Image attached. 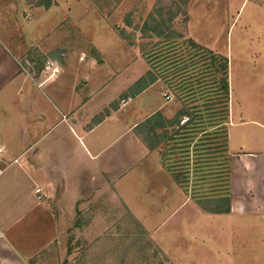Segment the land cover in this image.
Instances as JSON below:
<instances>
[{
	"label": "rangeland",
	"instance_id": "1",
	"mask_svg": "<svg viewBox=\"0 0 264 264\" xmlns=\"http://www.w3.org/2000/svg\"><path fill=\"white\" fill-rule=\"evenodd\" d=\"M155 24L159 25L158 37ZM0 38L8 50L21 48L20 63L30 82L26 85L41 84L32 93L33 103L37 112L46 114V120L36 118L38 127L28 132L19 148H27L34 139L41 145L56 127L70 124L69 120L59 122L64 112L61 105L72 90L82 94V101L87 100L82 97L88 90L84 77L89 76L90 88L100 93L92 103L97 109L96 121L105 109L123 105L135 92L133 84L149 69L145 53L172 42L180 44L177 52L192 53L184 43L190 38L228 58L232 150H241L239 145L242 150H264V0H0ZM4 68L9 67L5 64ZM49 77L52 79L44 82ZM156 83L159 91L153 90L150 100L138 105L139 99L134 98L123 107L133 112L132 120L148 111L161 92L172 95L164 118L172 120L183 106L162 79ZM53 87L63 92L56 97L54 90L50 92ZM108 94L114 100L106 101ZM4 103L0 116L5 131L16 135L20 125L23 134L28 115L26 112L27 119H23L18 114L22 101ZM50 122L58 123L47 131ZM165 128L171 134L176 126L159 127L156 134ZM195 135L181 141L184 148L173 150L177 154L168 155L172 141L166 139L154 150L170 175L168 169L174 164L181 173L188 169L187 179L178 184L171 175L175 185H170L156 170L145 168V172L141 165V170L133 172L139 175L134 177L132 189H117L124 205H99L115 211L109 220L93 222L88 216L87 221L76 222L87 229L85 233L74 232L75 222H69L65 239H56L55 248L30 260L31 264H264V216L234 214L231 206L226 213L210 212L221 203L216 199L220 197L217 188L224 191L226 185L221 154L195 153V144L202 138ZM143 173L153 174L149 177L155 181L138 180ZM160 181L169 190L161 189L162 198H156L147 184L159 186Z\"/></svg>",
	"mask_w": 264,
	"mask_h": 264
},
{
	"label": "crops",
	"instance_id": "2",
	"mask_svg": "<svg viewBox=\"0 0 264 264\" xmlns=\"http://www.w3.org/2000/svg\"><path fill=\"white\" fill-rule=\"evenodd\" d=\"M7 47L0 38V110L4 108L5 100L22 101L18 114L27 119V112L28 122H24L26 130L23 134L19 133V125L16 135H11L5 131L0 116V264H31L30 260L36 261L40 255L53 250L56 239H65L69 222H75L71 227L74 232L85 233L87 229L76 222L87 221L88 216H92L93 222L109 220L115 211L105 206L111 203L125 204L117 189H132L135 183L133 179L139 175L133 172L154 169L156 175L162 176L161 180L175 185L155 149L147 147L142 139V131H139V125L141 127L153 114H164L170 98L164 97L169 92H161L160 99L156 97L149 110L134 120L130 109L123 110L127 102H133L134 98L139 99V105L152 97L150 93L153 90L158 92L156 81L133 98L129 95L123 105L105 109L103 116L95 121L97 109L92 103L99 99L100 93L90 88L91 80L86 76L83 82L84 89L87 86L88 90L83 89L87 93L82 97L87 100L83 102L82 94L75 90L70 91L68 97L60 95V98H64L61 105L64 112H61L59 122L69 120L70 124L58 129L55 128L58 122H50L47 131L55 128L52 135H47L41 145L38 139H34L31 145L22 149L28 132L38 127L36 118L39 116V119L46 120V114L40 110L37 112L33 103L32 93L41 84L26 85L30 82L29 75L23 73L27 70L20 63L21 48L8 50ZM5 64L9 68H4ZM146 70L147 67L141 76ZM51 79L49 77L44 82ZM10 81L14 84L11 87ZM52 90L56 97L63 92L54 87L50 92ZM108 95L106 101L114 100L112 94ZM19 115L17 123L20 122ZM242 121H239V125ZM232 124L228 127L227 142L230 153V212L252 217L264 216V150H242L240 145L241 150H232ZM21 126L24 129V125ZM141 165V169H138ZM147 175L143 173L138 180L155 181L149 177L153 174ZM147 185L153 188L156 198H162V193H159L161 189L169 190L163 181L159 186ZM36 187L40 188L38 193L35 192ZM102 198L107 199L105 203L101 201ZM171 199L169 197L168 201ZM103 204L105 208L101 209L99 205ZM96 230L93 228L91 231Z\"/></svg>",
	"mask_w": 264,
	"mask_h": 264
},
{
	"label": "trees",
	"instance_id": "3",
	"mask_svg": "<svg viewBox=\"0 0 264 264\" xmlns=\"http://www.w3.org/2000/svg\"><path fill=\"white\" fill-rule=\"evenodd\" d=\"M158 27V24L153 27L157 37L160 36ZM141 33H145V29L142 28ZM184 43L193 49L192 53L184 55L177 52L180 44L174 42L159 45L156 49L145 53V61L149 69L135 81L133 84L135 92L131 96L162 79L168 88H171L174 94L182 100L183 106L175 113L172 120L164 118L160 112L146 119L141 124V127L146 129L142 133L143 139L151 150L158 148L162 140H171L172 144L169 149L171 153L169 152L168 155H172L177 154L173 150L184 148L181 141L194 139L195 134L199 133L202 138L195 144L194 152L200 154V151H205L207 155L220 153L219 163L224 182H226L224 191L223 188H217L219 191L217 194L220 197L216 199L221 203L210 209V212L226 213L230 207V170L227 154L230 125L228 58L195 44L190 38ZM183 118L185 120L179 125ZM173 125L176 129L171 134H168L167 128L162 133L156 134L155 130L159 127ZM207 128H212V130L207 131ZM185 158L187 159V156ZM172 165L173 167L168 170L178 184L182 178H188V169H186L187 172L181 173L176 169L177 166ZM198 198L202 197L198 196Z\"/></svg>",
	"mask_w": 264,
	"mask_h": 264
},
{
	"label": "built area",
	"instance_id": "4",
	"mask_svg": "<svg viewBox=\"0 0 264 264\" xmlns=\"http://www.w3.org/2000/svg\"><path fill=\"white\" fill-rule=\"evenodd\" d=\"M165 96H166L167 99H169V98H171L172 95H171V93H168ZM39 191H40V188L39 187H36L35 192L38 193ZM38 197L40 198L41 195H39Z\"/></svg>",
	"mask_w": 264,
	"mask_h": 264
}]
</instances>
